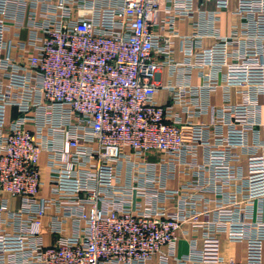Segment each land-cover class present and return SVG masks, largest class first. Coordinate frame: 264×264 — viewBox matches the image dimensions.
<instances>
[{"label":"built area","instance_id":"obj_1","mask_svg":"<svg viewBox=\"0 0 264 264\" xmlns=\"http://www.w3.org/2000/svg\"><path fill=\"white\" fill-rule=\"evenodd\" d=\"M164 1L0 0V264H264V0H237L228 34L230 0ZM196 3L214 8L180 36ZM163 66L208 73L160 86ZM219 87L241 102L207 108ZM197 231L245 251L178 258Z\"/></svg>","mask_w":264,"mask_h":264},{"label":"crops","instance_id":"obj_2","mask_svg":"<svg viewBox=\"0 0 264 264\" xmlns=\"http://www.w3.org/2000/svg\"><path fill=\"white\" fill-rule=\"evenodd\" d=\"M165 4L164 0H161V6L163 7ZM237 5V0H230L229 10L228 12H224L221 14L220 21L217 23L216 27L219 28L221 34H228L233 26L240 24V20L232 14V11L235 10ZM206 8V9H213V4H207L205 6H201L199 3L194 5L195 12L193 14L192 19H185L180 20L177 22V30L180 36H190L193 32L192 21L199 20V13L198 8ZM164 15L162 11L160 13V17ZM215 39L213 37H205L201 39V46L202 48H208L215 43ZM173 59L176 63H180L184 61V56L181 52V40L180 38L174 39V55ZM202 73L207 74L208 70H175L169 66H163L159 70L158 74V84L160 86H174L177 84H181L182 82L189 83L192 86H200L202 83ZM239 88H231L229 94L224 92V90L219 87L216 91L210 94H203L202 100L207 105V108L214 107L216 109H221L226 107L230 104H239L241 102L237 91ZM169 90L168 89H160L159 93L156 96V100L159 105L164 106L169 101ZM180 110V109H178ZM261 120L264 122V108L261 114ZM197 122L208 123L210 122V112L201 115L200 117L195 118ZM260 139L264 140V134H260ZM249 140L252 141V136H249ZM201 156V152L198 154ZM240 165L242 168V172L246 174V158L245 156L242 157L240 160ZM41 164H44V159L42 158ZM183 168L180 167L179 171ZM44 177H46V170H43ZM192 180L191 175H184L182 172L176 174L174 180L171 181L170 187L172 188H179L182 184L189 182ZM206 198H214V194H205ZM19 205L18 200L16 199H9V206L11 209H16ZM210 207H213V203L210 204ZM70 231V229H68ZM52 238L46 236V241L51 242ZM195 247L196 249L202 250L204 252L205 260L206 261H215L218 258H223L227 260L229 258L238 259L241 257L243 252L245 251V244L244 243H234L229 241L225 236L214 238V239H204L201 232H188L187 235L183 236L180 235L179 241L177 242L175 253L178 258H183L186 256L190 250ZM164 251H167V248H164ZM157 258H153L149 264H156ZM169 264H179L175 260L169 261Z\"/></svg>","mask_w":264,"mask_h":264}]
</instances>
